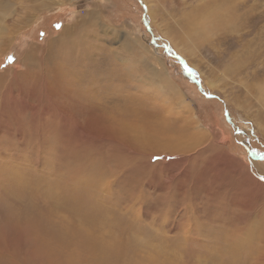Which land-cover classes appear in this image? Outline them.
<instances>
[{
	"label": "rangeland",
	"instance_id": "rangeland-1",
	"mask_svg": "<svg viewBox=\"0 0 264 264\" xmlns=\"http://www.w3.org/2000/svg\"><path fill=\"white\" fill-rule=\"evenodd\" d=\"M0 179V264H264V0H0Z\"/></svg>",
	"mask_w": 264,
	"mask_h": 264
},
{
	"label": "bare ground",
	"instance_id": "bare-ground-1",
	"mask_svg": "<svg viewBox=\"0 0 264 264\" xmlns=\"http://www.w3.org/2000/svg\"><path fill=\"white\" fill-rule=\"evenodd\" d=\"M31 50H32V49H31ZM67 50H69V49H67ZM33 51H35V50H33ZM60 52H62V51L60 50ZM60 52H58V54H60ZM66 52H67V55H68V51H66ZM64 53H65V52H64ZM62 54H63V52H62ZM23 56H24V55H23ZM31 56H33V55H30V57H31ZM42 56H43V55H42ZM26 57H28V56L26 55ZM26 57H25V56L23 57V58H24L23 63L25 62V60L28 61V60L32 59V57H31V58H26ZM52 57H53V56H52ZM57 57H60V58H61L62 56L57 55L56 58H57ZM46 58H47V57H46ZM56 58H55V59H56ZM73 58H74V57H73ZM21 59H22V58H21ZM58 60H59V61H61V60L64 61V59H61V60H60L59 58H58ZM77 60H79V59H77ZM80 60H81V59H80ZM31 61H33V60H31ZM38 61H39V63H40L42 60L40 61V59H39ZM49 61H50V60H49ZM53 61H54V60H53ZM21 62H22V61H21ZM43 62H45V61H43ZM51 62H52V61H50L48 64H50ZM61 62H62V61H61ZM78 62H79V61H78ZM78 62H77V63H78ZM37 63H38V62H37ZM39 63H38V64H39ZM41 63H42V62H41ZM58 63H59V62H58ZM27 64H28V63H27ZM55 64H56V63H55ZM29 65H30V64H29ZM29 65H28V66H29ZM36 65H37V64H36ZM36 65H35V66H36ZM40 65L42 66V64H40ZM43 65H44V63H43ZM50 65L54 66L53 64H50ZM69 65H70V64H69ZM76 65H77V64H76ZM33 66H34V65H33ZM44 66H45V65H44ZM64 66H65V65H64ZM46 67H47V64H46ZM55 67H56V65H55ZM28 68H30V67H28ZM51 68H52V67H51ZM64 68H66V67H64ZM64 68H63V69H64ZM55 69H58V67H57V68H54V70H55ZM31 70H33V68H32ZM31 70H30V71H31ZM48 70H49V69H48ZM50 70L53 71V68L50 69ZM68 70H69V69H68ZM28 71H29V69H28ZM52 71H49V72H52ZM64 71H65V70H64ZM66 71H67V70H66ZM73 71H74V70H73ZM32 72H33V71H32ZM55 72H56V71H55ZM52 73H54V72H52ZM59 73H61V72H59ZM59 73H58V74H59ZM65 73H66V72H65ZM72 73H73V72H72ZM46 74H49V73H46ZM62 74H63V73H62ZM25 75H26V74H25ZM36 75H37V74H36ZM70 75H71V74H70ZM27 76H29V75H27ZM52 76H53V75H52ZM52 76H51V78H54V77H52ZM54 76H56L55 73H54ZM58 76H59V75H58ZM64 77H65V75H64ZM66 78H68V76H67ZM33 79H34V78H33ZM58 79H59V78H58ZM24 80H25V79H24ZM66 80L68 81V79H66ZM36 81H37V80H36ZM26 82H28V81H26ZM56 82H57V81H56ZM12 83H13V82H12ZM67 83H68V82H67ZM62 84H63V83H62ZM74 84H75V83H74ZM31 85H33V84H31ZM11 90H12V89H11ZM15 93H17V91H16ZM38 96H39V95H38ZM71 105H72V104H71ZM24 111H25V110H24ZM70 115H72V114H70ZM82 128H83V126H82ZM180 128H181V127H180ZM3 131H4V130H3ZM182 131H183V130H182ZM185 131H186V130H185ZM166 136H167V134H166ZM172 136H173V135H172ZM169 137H170V135H169ZM170 138H171V137H170ZM173 139H174V141H175V138H173ZM179 139H180V138H179ZM187 139H188V138H187ZM191 139H192V138H191ZM169 141H170V140H169ZM171 141H172V140H171ZM43 142H44V141H43ZM68 143H69V142H68ZM166 146H167V145H166ZM76 148H77V147H76ZM166 148H167V147H166ZM44 149H45V148H44ZM83 149H84V148H83ZM167 149H170V148H167ZM68 150H69V149H68ZM71 150H72V149H71ZM73 151H75V150H73ZM82 152H83V151H81V153H82ZM84 152H86L85 149H84ZM162 152H163V151H162ZM63 153H64V152H63ZM75 153H76V152H75ZM81 155H83V154H81ZM151 155H152V153H151ZM151 155H149V156H151ZM76 156H78V155H76ZM63 157H66V156H63ZM71 158H72V157H71ZM75 158H76V157H75ZM83 158H84V157H83ZM20 159H21V158H20ZM52 159H53V158H52ZM58 159H59V158H58ZM150 159H151V158H150ZM82 160L85 161V159H82ZM84 161H83V163H84ZM14 162H15V161H14ZM14 162H13V163H14ZM42 162H43V161H42ZM46 162H47V161H46ZM62 162H63V161H61V163H62ZM54 164H55V163H54ZM74 164H75V163H74ZM55 165H56V164H55ZM62 166H63V164H62ZM67 166H68V165H67ZM69 166H70V165H69ZM69 166H68V167H69ZM13 167H14V166H13ZM53 167H54V166H53ZM64 167H65V166H64ZM87 167H88V166H87ZM87 167H85V168H87ZM58 168H59V167H58ZM65 168H66V167H65ZM80 168H81V167H80ZM88 168H89V167H88ZM4 169H5V168H4ZM12 169H13V168H12ZM14 169H15V168H14ZM62 169H63V168H62ZM9 170H11V169L9 168ZM9 170H8V171H9ZM50 170H51V172H54V171H52L53 169H50ZM17 171H18V170H17ZM23 171H24V170H23ZM37 171H38V170H37ZM42 171H43V170H42ZM19 172H20V171H19ZM38 172H39V171H38ZM55 172H57V171H55ZM10 173H11V172H10ZM13 173H16V172H13ZM21 173H22V172H21ZM48 173H49V172H48ZM4 174H5V173H4ZM11 174H12V173H11ZM64 174H65V173H64ZM7 175H8V174H7ZM13 175H14V174H13ZM55 175H56V174H55ZM60 175H61V173H60ZM19 176H20V175H19ZM19 176H18V177H19ZM50 176H51V175H50ZM3 177H4V176H3ZM11 177H13V176H11ZM18 177H17V178H18ZM29 177H31V176H29ZM67 177H68V176H67ZM6 178H7V177H6ZM17 178H16V179H17ZM19 178H20V177H19ZM24 178H25V177H24ZM40 178H41V177H40ZM64 178H65V177H64ZM10 179H11V178H10ZM12 179H15V178H12ZM65 179H66V178H65ZM0 180H1V179H0ZM7 180H8V179H7ZM27 180H28V179H27ZM29 180H31V179H29ZM41 180H43V179H41ZM52 180H53V179H52ZM9 181H10V180H9ZM14 181H15V180H14ZM18 181H19V180H18ZM32 181H33V180H32ZM57 181H58V180H57ZM115 181H116V180H115ZM5 182H7V181H5ZM24 182H25V181H24ZM24 182H23V183H24ZM37 182H38V181H37ZM70 182H71V181H69V183H70ZM38 183H40V182H38ZM46 183H47V182H46ZM51 183H52V182H51ZM63 183H64V182H63ZM4 184H5V183H4ZM19 184H20V183H19ZM34 184L36 185L37 183H33V185H34ZM43 184H44V183H43ZM47 184H48V183H47ZM17 185H18V183H17ZM56 185H57V184H56ZM65 185H68V184L65 183ZM8 186H10V184H9ZM23 186L25 187V184H23ZM42 186L44 187V185H42ZM52 186H53V185H52ZM58 186H59V185H58ZM102 186H103V185H102ZM3 187H4V186H3ZM14 187H15V184H14ZM46 187H48V186H46ZM59 187H60V186H59ZM91 187H93V186H91ZM0 188H1V187H0ZM10 188H11V187H10ZM19 188H21L20 185H19ZM19 188H18V189H19ZM30 188H32V187H30ZM44 188H45V187H44ZM61 188H62V186H61ZM66 188H67V187H66ZM85 188H86V187H85ZM18 189H17V190H18ZM22 189H23L22 191H24V188H23V187H22ZM28 189H29V188H28ZM63 189H64V188H63ZM88 189H91V188H88ZM2 190H3V189H2ZM2 190H1V193H2ZM38 190H40V189L38 188ZM43 190H44V189H43ZM64 190H65V189H64ZM64 190H63V192H64ZM67 190H68V189H67ZM19 191H21V189H20ZM31 191H33V190L31 189ZM41 191H42V190H40V192H41ZM65 191H66V190H65ZM3 192H4V191H3ZM12 192H13V191H12ZM24 192H25V194L27 193L26 190H25ZM44 192L47 193V191H44ZM56 192H57V191H56ZM61 192H62V191H61ZM13 193H14V192H13ZM22 193H23V192H22ZM28 193H30V192H28ZM28 193H27V194H28ZM51 193H53V192H51ZM98 193H99V192H98ZM3 194H4V193H3ZM35 194H36V193H35ZM42 194H43V193H42ZM42 194H40V195H42ZM47 194H48V193H47ZM54 194H56V193L54 192ZM57 194H58V193H57ZM19 195H20V194H19ZM28 195H29V194H28ZM30 195H31V194H30ZM63 195H64V194H63ZM65 195H66V193H65ZM9 196H10V194H9ZM9 196H8V197H9ZM38 196H39V193H38ZM48 196H49V195H48ZM66 196H67V195H66ZM5 197H6V196H5ZM28 197H29V196H28ZM42 197H44V196H42ZM54 197H55V196H54ZM54 197H53V198H54ZM2 198H3V197H2ZM12 198H13V197H12ZM23 198H24V197H23ZM29 198H30V197H29ZM29 198H28V199H29ZM47 198H48V197H47ZM7 199H8V198H7ZM10 199H11V198H10ZM10 199H9V200H10ZM20 199H21V198H20ZM20 199H19V200H20ZM28 199H27V197H26V199H25V200H27V203H28ZM39 199H40V198H39ZM41 199H42V198H41ZM60 199H62V198L60 197ZM19 200H17V201H19ZM42 200H44V199H42ZM56 200H57V199H56ZM0 201H1V200H0ZM14 201H15V200H14ZM33 201H34V200H33ZM33 201H32L31 203H33ZM50 201H51V200H50ZM67 201H68V200H67ZM69 201H70V200H69ZM93 201H94V200H93ZM4 202H5V201H4ZM6 202H7V200H6ZM8 202H9V201H8ZM21 202H22V201H21ZM23 202H24V201H23ZM52 202H53V201H52ZM70 202H71V201H70ZM0 203H1V202H0ZM19 203H20V201H19ZM27 203H26V205H27ZM34 203H35V201H34ZM47 203H49V202H47ZM50 203H51V202H50ZM53 203H55V202H53ZM59 203H60V202H59ZM6 204H8V203H6ZM6 204H4V205H6ZM9 204H11V203H9ZM9 204H8V205H9ZM21 204H22V203H21ZM35 204H37V203H35ZM40 204H41V202H40ZM40 204H39V205H40ZM42 204H43V203H42ZM42 204H41V206H42ZM72 204H74V203L72 202ZM99 204H100V203H99ZM56 205H57V204H56ZM2 206H3V205H2ZM13 206H14V205H13ZM13 206H12V207H13ZM15 206H16V205H15ZM15 206H14V207H15ZM28 206H29V203H28ZM28 206H27V208H29ZM31 206H33V205L31 204ZM31 206H30V207H31ZM37 206H38V205H37ZM43 206H44V205H43ZM51 206H52V205H51ZM76 206H77V205H76ZM5 207H6V206H5ZM17 207H18V206H17ZM22 207H24V205H23ZM48 207H49V206H48ZM52 207H53V206H52ZM54 207H55V206H54ZM74 207H75V206H74ZM113 207H114V206H113ZM0 208H1V206H0ZM9 208H10V207H9ZM19 208H20V207H19ZM43 208H45V207H42V209H43ZM23 209H25V208H23ZM30 209H31V208H29L28 210H30ZM51 209H52V208H51ZM112 209H113V208H112ZM1 210H3V209H1ZM6 210H7V209H6ZM6 210H5V211H6ZM11 210L14 211L13 209H11ZM19 210H20V209H19ZM32 210H34V209H32ZM36 210H40V209H36ZM73 210H74V209H73ZM102 210H103V209H102ZM3 211H4V210H3ZM34 211H35V210H34ZM6 212H7V211H6ZM9 212H10V210H9ZM9 212H8V213H9ZM15 212H18V211H15ZM15 212H11V213H9V214L12 215V214H15ZM31 212H33V211H31ZM39 212H41V211H39ZM95 212H96V211H95ZM98 212H99V210H98ZM23 213H24V210H22V214H23ZM99 213H100V212H99ZM103 213H104V210H103ZM105 213H106V212H105ZM114 213H115V212H114ZM26 214H28V212H27ZM34 214H35V212H34ZM38 214H39V213H38ZM77 214H78V213H77ZM18 215H19V214H18ZM31 215H32V214H31ZM104 215H105V214H104ZM35 216H36V215H35ZM37 216H38V215H37ZM105 216H106V215H105ZM14 217H16V216L14 215ZM14 217H13V218H14ZM19 217H20V216H19ZM21 217H24V216L22 215ZM21 217H20V218H21ZM29 217H31V216H29ZM100 217H101V216H100ZM24 218H25V217H24ZM94 218H95V217H94ZM106 218H107V217H106ZM3 219H4V218H3ZM3 219H2V220H3ZM31 219H32V218H31ZM103 219H104V218H103ZM104 220H105V219H104ZM108 220H109V219H108ZM22 221H23V220H22ZM96 221H97V220H96ZM112 221H113V220H112ZM5 222H6V221H5ZM7 223H8V222H7ZM14 223H15V222H14ZM133 223H134V222H133ZM21 224H22V223H21ZM117 224H118V223H117ZM119 224H120V223H119ZM11 225H12V224H11ZM124 225H125V224H124ZM12 226H13V225H12ZM16 226H17V225H16ZM110 226H111V225H110ZM125 226H127V225H125ZM201 226H203V225H201ZM204 226H205V225H204ZM111 228H113V227H111ZM119 228H120V227H119ZM206 228H207V227H206ZM11 229H12V228H11ZM18 229H20V228H18ZM39 229H40V228H38V230H39ZM101 229H103V228H101ZM127 229H128V228H127ZM25 230H26V229H25ZM117 230H118V229H117ZM125 230H126V229H125ZM28 231H29V230H28ZM97 231H98V230H97ZM120 231H121V230H120ZM122 231H123V229H122ZM35 232H36V231H35ZM98 232H99V231H98ZM105 232H106V231H105ZM112 232H113V231H112ZM14 233H15V232H14ZM121 233H122V232H121ZM226 233H227V232H226ZM226 233H225V234H226ZM103 234H104V233H103ZM111 234H112V233H111ZM202 234H203V233H202ZM223 234H224V233H223ZM104 235H105V234H104ZM104 235H103V236H104ZM113 235H114V234H113ZM123 235H125V234H123ZM39 236H40V235H38V237H39ZM52 236H54V235L52 234ZM108 236H109V235H108ZM204 236H205V235H204ZM204 236H203V237H204ZM209 236H210V235H209ZM206 237H208V235H206ZM40 238H41V236H40ZM108 238H109V237H108ZM86 239H88V238H84V244L92 243V242H89V241H85ZM90 239H91V238H90ZM119 239H120V238H119ZM125 239H126V238H125ZM203 239H204V238H203ZM203 239H201V240H203ZM208 239H209V238H208ZM36 240H37V239H36ZM130 240H131V239H130ZM204 240H205V239H204ZM225 240H226V237H225ZM60 241H61V240H60ZM113 241H114V240H113ZM232 242H233V241H232ZM79 243H80V242H79ZM117 243H119V240H118ZM117 243H116V244H117ZM200 243H201V242H200ZM207 243H208V242H207ZM101 244H102V243H101ZM116 244H114V245H116ZM225 244H226V243H225ZM114 245H111V244L108 243L107 248L112 247V246H114ZM206 245H207V244H206ZM211 245H212V244H211ZM242 245H243V244H242ZM73 246H74V245H73ZM91 246H92V245H91ZM96 246H97V245H96ZM212 246H213V245H212ZM212 246H211V247H212ZM78 247H79V246H78ZM92 247H93V246H92ZM105 247H106V246H105ZM146 247H147V246H146ZM203 247H204V246H203ZM214 247H215V246H214ZM236 247H237V246H236ZM129 248H130V246H129ZM149 248H150V247H149ZM74 249H75V248H74ZM123 249H124V248H117V246H115L112 250L115 251L116 255H118L119 258H121V257L123 256ZM127 249H128V248H127ZM76 250H78V249H76ZM85 250H86V249H85ZM92 250H94V249H92ZM92 250H91V253H92ZM237 250H238V249H237ZM58 251H59V250H58ZM130 251H131V250H130ZM130 251H129V252H130ZM228 252H229V251H228ZM95 254H97V253H95ZM100 254H101V253H100ZM114 255H115V254H114ZM101 256H102V255H101ZM104 256H105V255H104ZM135 256H136V255H135ZM138 256H139V255H138ZM102 257H103V256H102ZM130 257H131V256H130ZM211 258H212V257H211ZM90 259H91V256H90ZM93 259H94V258H92V260H93ZM101 259H102V258H101ZM144 259H145V258H144ZM85 260H86V259H85ZM126 260H128V259H126ZM96 261H97V260H96ZM99 261H100V260H99ZM99 261H98V262H99ZM103 261H104V260H103ZM117 261H118V260H117ZM120 261H121V260H120ZM146 261H147V260H146ZM84 262H85V261H84ZM121 262H122V261H121ZM90 263H91V262H90ZM104 263H105V262H104ZM126 263H127V262H126ZM95 264H96V263H95ZM116 264H117V263H116ZM137 264H138V263H137Z\"/></svg>",
	"mask_w": 264,
	"mask_h": 264
},
{
	"label": "snow or ice",
	"instance_id": "snow-or-ice-1",
	"mask_svg": "<svg viewBox=\"0 0 264 264\" xmlns=\"http://www.w3.org/2000/svg\"><path fill=\"white\" fill-rule=\"evenodd\" d=\"M10 60L12 59V58H9Z\"/></svg>",
	"mask_w": 264,
	"mask_h": 264
}]
</instances>
